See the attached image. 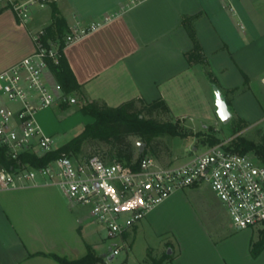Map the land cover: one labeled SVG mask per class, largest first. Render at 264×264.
<instances>
[{
    "label": "crops",
    "instance_id": "obj_1",
    "mask_svg": "<svg viewBox=\"0 0 264 264\" xmlns=\"http://www.w3.org/2000/svg\"><path fill=\"white\" fill-rule=\"evenodd\" d=\"M4 4L0 0V8ZM52 6L69 28L99 23L63 48L87 99L117 105L133 97L147 102L162 97L190 128L216 129L214 85L204 75L203 64L190 65L185 57L191 39L181 16L198 14L195 35L232 119L247 125L264 121V0H142L132 5L126 0H50L33 6L27 24L3 8L0 71L34 52L31 31L50 23ZM178 193L122 236L128 238L144 220L155 232L173 236L168 239L172 247L166 245L171 256L161 264H264V248L256 257L250 253L251 228L218 221L207 228L197 219L191 224L189 220L186 228H157L162 207ZM101 238L88 208L69 202L41 178L36 185L0 188V264H60L38 253L74 259L85 253V243L97 251Z\"/></svg>",
    "mask_w": 264,
    "mask_h": 264
},
{
    "label": "built area",
    "instance_id": "obj_2",
    "mask_svg": "<svg viewBox=\"0 0 264 264\" xmlns=\"http://www.w3.org/2000/svg\"><path fill=\"white\" fill-rule=\"evenodd\" d=\"M49 1L5 0V4L27 24L33 6L42 7ZM140 1L126 0L128 5ZM98 25L90 22L82 27L76 23L64 36V45ZM44 32L43 28L31 31L34 52L0 71V148L12 158L23 151L41 155L55 148L52 135L42 131L36 118L38 110L57 104L59 98L45 81L43 71L48 69L47 59L57 62L58 46L52 40L43 41ZM227 145V140H221L201 144L198 150L199 145L193 144L178 160L163 161L145 153L128 163L100 153H62L39 167L8 170L0 166V188L36 185L41 178L69 202L86 206L92 220L104 227L106 237L121 238L175 191L206 184L236 229H258L264 225V164L253 154L234 151ZM113 244L109 254L115 255L121 245Z\"/></svg>",
    "mask_w": 264,
    "mask_h": 264
},
{
    "label": "trees",
    "instance_id": "obj_3",
    "mask_svg": "<svg viewBox=\"0 0 264 264\" xmlns=\"http://www.w3.org/2000/svg\"><path fill=\"white\" fill-rule=\"evenodd\" d=\"M8 4H4L0 9L8 8ZM198 14H185L181 16V24L185 27L189 38L191 39V48L185 52L188 63H201L204 65V75L211 84L217 86V81L213 73L206 66V57L202 52L201 45L195 35L194 21ZM45 33L42 36L43 41L58 40V60L53 62L47 59V66L53 78L60 85L65 93L79 92L81 84L75 78V75L64 55V40L62 36L68 33V27L64 17L58 15V10L52 6L51 21L44 26ZM244 80L247 81L246 74L243 73ZM218 87V86H217ZM231 89L230 92H233ZM64 101L65 96H62ZM226 100V99H225ZM227 102V100H226ZM61 103V102H60ZM60 107L64 108L63 102ZM58 105V102H57ZM228 105V102H227ZM80 110L90 115L93 120L83 125L82 129L66 142L37 155L30 151L19 153L17 158L8 156L3 148H0V166L11 170L19 166L39 167L45 165L48 161L58 157L62 153H76L80 150L81 145L86 141L102 142L107 148L94 150L91 153H100L109 159H119L126 163L130 162L135 156L140 157L145 153H155L151 141L157 134H169L171 136H196L199 139L198 144H214L220 142L221 139L214 133L212 126H205L201 130H184L179 125L180 118H172L170 110L162 97L155 98L151 101H145L141 97H133L120 102L117 105H108L104 101L95 99H85L80 106ZM167 115L166 120H159L156 116ZM173 119V120H172ZM233 121V119H231ZM243 121V120H241ZM240 126L236 124V130ZM129 136H137L144 141V147L137 155ZM228 148L244 153L252 152L253 155L264 164V143H256L242 135H237L228 142ZM77 155V154H76ZM167 245L172 247L170 242ZM86 251L78 258H68L54 252L42 253L52 257L60 264H108L107 257L109 251L98 253L92 244L85 243ZM264 248V225L257 229V237L250 242L249 250L253 257H256ZM171 254L164 253L165 258H169ZM152 264H160L156 260Z\"/></svg>",
    "mask_w": 264,
    "mask_h": 264
},
{
    "label": "rangeland",
    "instance_id": "obj_4",
    "mask_svg": "<svg viewBox=\"0 0 264 264\" xmlns=\"http://www.w3.org/2000/svg\"><path fill=\"white\" fill-rule=\"evenodd\" d=\"M40 28L44 29V26ZM66 34L67 33L63 34V40ZM53 42L58 46V40H54ZM43 71L45 81H47L51 91L55 95H59L58 105L53 104L38 110L36 118L42 131L52 135L54 139L52 146L56 147L76 135L82 129L83 125L92 121L93 118L80 110V106L85 102V99H87L83 93H65L60 85L56 84L57 82L50 71L47 68H44ZM56 85H58V87ZM62 96H65L64 101H61L63 99ZM60 102L65 104L64 108L60 107ZM170 116L172 118L177 117L172 112H170ZM156 118L159 120H166L168 117L164 114L156 116ZM231 119L232 117L226 123L219 120L214 124L216 127L214 133L218 138L229 142L237 135H242L256 143H264V121L257 122L253 125H247L245 123H240L236 119L231 121ZM236 124L240 126V129L236 130ZM179 125L187 131L192 130L194 132L202 129L201 127L190 128L181 119ZM129 140L132 143L134 154L137 155L139 153V143L141 142L144 144V141L137 136H129ZM151 143L155 149L154 155L166 161L169 159L178 160L184 157L187 154L185 147H191L193 144L199 143V139L192 135L171 136L169 134H157ZM198 145V150L202 149L201 145ZM106 148L107 147L102 142L96 140L86 141L81 145L80 150L73 154H77V156L85 155L94 150H104ZM249 153L253 154L252 152ZM180 192L181 193H178L171 199L169 204L162 207L163 212L160 214L157 228H186V223L190 220L191 224L194 219L200 220L207 228H213V221L221 222L220 224L224 226L232 224L226 208L218 200L208 185L201 184L199 187L186 188L180 190ZM59 193L62 195L60 191ZM92 225L95 228H99L102 237L100 242L101 247L97 250L98 253L106 250L109 246H112L113 243V245L116 246L121 245L119 252L115 254L111 260H108V264H152L153 260L161 264L162 261L166 259L164 253H166L168 248L166 247L167 243L170 242L168 239L173 238L170 233L155 232L151 229L155 227L148 225L144 220L141 224L139 223L138 229L132 231L128 238H126L127 236H121V238H108L106 237V232L102 225L93 220ZM191 228L193 227L191 226ZM256 237L257 228H254L253 238Z\"/></svg>",
    "mask_w": 264,
    "mask_h": 264
},
{
    "label": "water",
    "instance_id": "obj_5",
    "mask_svg": "<svg viewBox=\"0 0 264 264\" xmlns=\"http://www.w3.org/2000/svg\"><path fill=\"white\" fill-rule=\"evenodd\" d=\"M213 91H214V100H215L217 117L221 122L226 123L231 118V112L228 108L225 97L217 86L213 87ZM143 145H144L143 143L141 142L139 143V150H138L139 152L143 150L144 147ZM107 250L110 251L111 247L109 246ZM171 252H172L171 248L168 247L166 253L170 254ZM113 256H114L113 253H110L109 256L107 257V260H111Z\"/></svg>",
    "mask_w": 264,
    "mask_h": 264
}]
</instances>
